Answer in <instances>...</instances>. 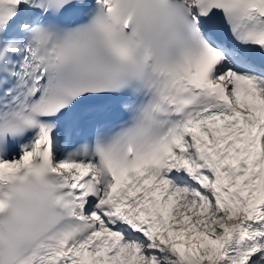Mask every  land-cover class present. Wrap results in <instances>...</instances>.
<instances>
[{"label":"snow or ice","instance_id":"obj_1","mask_svg":"<svg viewBox=\"0 0 264 264\" xmlns=\"http://www.w3.org/2000/svg\"><path fill=\"white\" fill-rule=\"evenodd\" d=\"M0 264H264V0H0Z\"/></svg>","mask_w":264,"mask_h":264}]
</instances>
